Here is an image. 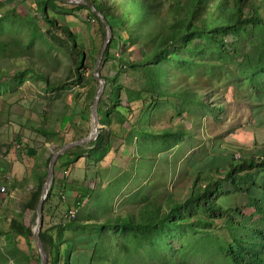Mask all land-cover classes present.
Wrapping results in <instances>:
<instances>
[{
	"label": "trees",
	"instance_id": "1",
	"mask_svg": "<svg viewBox=\"0 0 264 264\" xmlns=\"http://www.w3.org/2000/svg\"><path fill=\"white\" fill-rule=\"evenodd\" d=\"M85 1L95 11L103 15L104 21L89 7L82 4L75 6L60 0H41L40 3H37L44 20L51 24L53 29L58 28L65 35L70 45L69 49L78 55L74 68V81L80 82L83 79V73L87 70L88 54L86 51L81 54L77 53L79 48L73 31L68 25H61L50 16L47 8L50 3L67 5L65 9L69 12L87 10L90 17L102 26L103 33L106 34L107 26H110L113 35L116 32L115 37L123 38L126 45L134 42L141 45L144 42L146 46L140 50L141 57L133 64L135 67L142 68L149 76H152L151 72H153L154 81L151 84L155 95L153 102L156 103L159 98L170 95L181 100L182 109L179 114L184 119L183 124L163 129L139 125L133 127L135 135H131L124 127L126 118H123L124 112L131 113L133 111L130 107L131 100H128L129 104L124 106L120 105L121 98H119V105L115 101L105 109L101 97L98 108L101 124L104 125V122H108L109 125L116 123L120 127V131L125 133L128 146L132 147V141L135 138L137 140L145 138L155 142L162 140L165 144H169L173 140L178 143L174 148L189 139L196 143L197 122H195V116L200 117V124L202 119L207 116H211L213 121H222L225 108L221 102L215 104V97H211L209 100L206 98L208 94H205L204 91L196 93L193 89L186 92L185 89L179 90L175 84L172 90L169 88V63L173 64L175 68L196 67L199 65L197 60L204 59L206 56H211V58L217 56L220 63L237 59V67L243 74L246 83L256 92L255 98H250L251 101L255 100L257 103L256 107L250 103L251 113L255 118L254 123L260 129H264V0H175L167 12L170 17L168 19H164L160 15V0ZM151 16L155 18H151ZM132 23L137 27L133 28ZM140 25H143L144 28H141ZM142 34L145 35L144 41H142ZM94 42L97 44L96 39ZM193 47L196 48L194 52L187 51ZM91 51L93 52L92 49ZM108 56H110V46L105 52V57ZM26 68L33 78L42 80L48 89L59 90L68 85L67 81L51 84L43 73L37 72L31 66ZM23 73L24 71L4 72L0 69V82L16 80ZM104 79L108 86V79ZM93 80L95 79L93 78ZM7 84L11 83H5V85ZM119 87L120 85L116 91ZM106 92L107 90L104 95ZM7 94L9 93L6 92ZM94 96L95 93L92 94L91 102ZM137 97L140 96L137 94ZM115 112L117 115L113 117ZM184 113L193 114L194 118L184 117ZM73 121V113L64 114V129L66 124L73 127ZM37 131L44 135L48 132L43 129H37ZM89 132L86 130L77 133L72 140H79L87 136ZM105 132V130L99 129L94 141L68 149L57 160L59 164L55 165L54 177L44 203L43 226L40 232L42 244L49 257L48 264H69L68 256L63 255L67 248L61 250L66 239L62 231H59L61 230L59 227L90 230L88 235L84 231L77 234L79 240H81L79 238L81 235L89 236L91 243L88 248L81 246L78 248V252L73 251L75 254L74 264H132L130 252L124 246V239L127 237H132L138 243L141 241L147 248V259L144 264H264V147L252 152L249 156L237 157L233 152L226 164L191 174L190 171L197 165L211 163L213 158L212 153L208 150L209 145H206L207 142L210 143L211 139L204 138L202 140L201 137L200 140L206 143L204 148L186 159L179 170L175 164L173 165L174 177L181 171L182 178L189 180V189L185 196L178 198L174 196L173 192H170L166 197L160 195L159 199L147 196L145 199L148 204L137 213L127 210L120 214L118 210L110 208V212L105 214L106 217L92 218L91 215L90 219L82 221L77 217L81 216L86 200L90 204L97 202L100 209L102 207V193H98L96 200L94 197L96 187L104 184L102 183V173L99 169L96 171L100 178H98L96 187L82 186L84 188L77 183L76 185L80 187L67 184L68 173L77 166L80 160L83 158L86 160L88 156L93 158L95 165L105 159L111 146V141ZM56 134L62 136V134L50 132L54 140L57 138ZM139 158L141 159L140 156ZM50 159L51 155L46 160V172L41 175L30 190L27 200L21 207V214L19 213V217L22 218L21 215L24 212L32 211L31 228L26 227L21 218L13 217L8 222L7 230H0V242L2 243L3 238L6 239V249L3 250L0 246V252L5 257L3 258L6 261L5 264H31L32 261L40 264L39 254H34L37 246L33 229L36 226L37 206ZM58 172H62L61 182L66 194L79 189L75 198L67 195L70 201L73 200V203L66 212L73 206L72 208L78 209L80 214L78 212L79 216L77 215L71 221H65L62 216V223L50 226L47 225L45 218L48 216L47 207L56 196L55 182ZM125 172H127V168L119 166L108 168L107 187L115 179L114 175H117L116 178H118ZM170 175L168 166H165L163 170L165 182L168 181ZM162 186L160 192L168 188L167 184ZM119 188H122L121 180L118 182V190ZM108 192L111 191L108 190ZM242 196L245 197L246 202L238 204L237 199ZM91 211L93 212V210ZM212 229H224L227 232V237L220 236L211 231ZM54 231H57V236L52 234ZM17 237L25 239L29 246L28 254L18 247L17 242L15 243ZM112 237L117 238L114 247ZM104 238H107L106 245ZM69 245L71 246V244ZM115 247L117 248L116 257L113 255ZM123 252H125V259L122 255ZM199 255L201 257L197 259L196 257ZM134 264L143 263L136 262Z\"/></svg>",
	"mask_w": 264,
	"mask_h": 264
},
{
	"label": "rangeland",
	"instance_id": "2",
	"mask_svg": "<svg viewBox=\"0 0 264 264\" xmlns=\"http://www.w3.org/2000/svg\"><path fill=\"white\" fill-rule=\"evenodd\" d=\"M40 1L0 0V69L4 72L24 71L20 75L21 77L16 78V80H2L0 82V152L8 146L14 150L15 154H21L26 149L24 144H29V142L26 143L27 136H30L34 143L44 144L46 139L36 134L37 129H43L62 134V136L56 134V140L51 141V144L46 146L50 148L49 154L52 156L62 144L72 142V138L77 133L86 130L91 131L93 126L91 115L93 101L91 102V97L93 93H96L98 87L97 81L93 80L94 67L107 33H103L102 26L90 17L87 10L69 12L65 9L67 5L49 4L47 8L50 16L55 18L59 24L68 25L73 31L79 48L77 53L81 54V52L86 51L88 54L87 70L83 73V79L80 82L74 81V68L78 55L69 49L70 45L65 35L58 28L53 29L51 24L44 20L37 6ZM174 2L175 0H160V15L164 19L170 18L167 12L171 8V3ZM89 8L94 13L93 7ZM151 18L155 17L151 16ZM131 26L137 27L134 23ZM140 27L144 28L143 25ZM115 35L116 32L109 43L110 56L104 57L99 70L100 76L103 79H108L109 83L105 87L106 94L102 95L104 108L107 109V106L115 101L119 105V98H121L120 105L124 106L129 104L128 100H131L130 107L133 111L130 113L125 110L123 117L126 118L124 127L131 135H135L133 127L139 125L163 129L183 124L184 119L179 114L182 109L181 100L170 95L161 97L158 102L154 103L155 95L151 85L154 81L153 72H151L152 76H149L142 68L135 67L133 64L140 59V50L146 46L145 43L138 45L134 42L126 45L123 38L118 39ZM141 36L142 41H144L145 35L142 34ZM94 39L97 40V44ZM91 49L93 52H90ZM195 50L196 48L193 47L187 51L194 52ZM235 60L220 63L219 57L206 56L204 59L197 60L198 66H187L183 69L175 68L171 63L168 64V80L171 90L176 85L179 90L185 89L186 92L193 89L196 93L204 91L205 94H208L207 99L210 100L211 97H215V104L221 102L224 105V115L221 122L213 121L211 116H207L202 119L200 124V117L195 116V122H197L196 143L189 139L174 148L178 143L173 140L169 144H165L162 140L155 142L150 139L140 138L137 140L135 138L132 141V147H130L127 145L125 133L120 131V127L116 123L109 125L108 122H104V125L101 124L98 130L106 131L105 133L111 141L110 151L106 153L105 159L98 165L93 163L91 156L90 158L89 156L86 157V160L83 158L68 173L67 184L75 187H96L99 178L96 171L99 169L104 184L96 187L94 197L96 200L98 193H102V207L100 209L97 202L90 204L86 200L84 210L82 214L79 211L81 216L77 219L87 221L91 215L92 218L106 217L105 214L110 212V208L118 210L120 214L127 210L137 213L148 204L145 199L147 196L159 199L160 195L166 197L170 192H173L174 196L178 198L185 196L188 193L189 180L182 178L181 171L174 177L173 165L175 164L179 170L186 159L204 148L206 143L200 140L201 137L202 140L204 138L211 139L210 143L207 142L206 145H209L208 150L212 153L213 158L211 163L197 165L190 171L191 174L226 164L233 152L237 157L249 156L252 152L264 147V129L257 127V124L254 123L255 118L251 113V105L256 107L257 103L255 100L251 101L250 98H255L256 92L246 83L243 74L237 67L238 61ZM28 66L43 73L51 84L67 81L68 85L59 90L48 89L42 80L33 78L26 68ZM7 82L11 84L5 85ZM118 85L120 87L116 91ZM6 92L9 94L6 95ZM137 94L140 96L139 98ZM137 101L139 102L137 103ZM69 113L74 114V124L73 127L66 124L64 129L63 115H69ZM116 113L113 117L117 115ZM183 116L189 119L194 118L193 114L190 113H184ZM23 135H26L24 141L22 140ZM112 166L127 168V172L118 178H116L117 175H114L115 179L107 187L108 168ZM165 166H168V172L171 173L167 182L163 179ZM56 176V198L53 197L49 207H47L48 216L45 218L47 225L50 226L62 223V216L73 203V200H69L65 189L62 187V172L56 173ZM11 179V172H8L7 175L0 174V186H6V191L0 195L2 199H0V206L5 211L0 218V230H7V220L11 214L12 217H19L20 209L27 200V196L22 194H18L19 197H17L20 201H17L16 197L12 199ZM119 180H121L122 188L118 190ZM164 184H167L169 189L160 192L159 190L163 188L162 185ZM108 190L111 192L109 193ZM78 191L79 189H75L73 194L77 195ZM71 194L72 192L68 193L69 196ZM245 202L244 196L237 199L238 204H245ZM72 207L71 209H73ZM21 216L22 218H19L24 225L31 228L32 211L28 210ZM59 228L66 239V243L61 247V250L67 248L63 255L68 256L69 264H74L73 257L75 254L73 251L78 252V248L81 246L88 248L91 243L89 236H87L90 230ZM81 231L87 235L79 236L81 238L79 240L77 234H80ZM211 231L227 237V232L224 229H212ZM52 234L57 236L58 233L54 231ZM70 238L71 240H69ZM111 239L114 247L117 238L112 237ZM16 242L18 247L28 254L29 246L25 239L17 237ZM5 244L6 239L3 238L2 243L0 242L3 250L6 249ZM104 244H107V238H104ZM124 246L130 252L132 264L136 262L145 263L147 248L141 241L138 243L132 237H127L124 239ZM37 252L36 249L34 254L37 255ZM113 255L114 257L117 256L116 247ZM122 255L125 259V252ZM200 257L199 255L196 258L200 259ZM3 258L5 257L0 252V264L6 263ZM31 264L36 263L32 261Z\"/></svg>",
	"mask_w": 264,
	"mask_h": 264
},
{
	"label": "crops",
	"instance_id": "3",
	"mask_svg": "<svg viewBox=\"0 0 264 264\" xmlns=\"http://www.w3.org/2000/svg\"><path fill=\"white\" fill-rule=\"evenodd\" d=\"M51 131L53 130L46 132V135L36 131L38 136L41 135V137L46 139L44 144L34 143L32 138L27 136L26 143L29 142V144H24L26 149L21 154H15L14 150L10 149L8 146L0 152V174L2 173L7 175L8 172H11L12 175V184L10 186L11 192H13V195L11 196L12 199L14 197H19L18 194L28 196L35 183H37L41 175L46 172L45 163L50 156L49 153L51 152L50 148H47L46 146L51 144V141L53 142L54 140L53 136L50 135ZM25 139L26 135H23L22 140L24 141ZM72 196L75 197L76 195L72 193L71 198H73ZM17 201H20V199L17 198ZM0 211L1 218L5 213L1 206ZM12 218L11 214L7 221L9 222Z\"/></svg>",
	"mask_w": 264,
	"mask_h": 264
},
{
	"label": "water",
	"instance_id": "4",
	"mask_svg": "<svg viewBox=\"0 0 264 264\" xmlns=\"http://www.w3.org/2000/svg\"><path fill=\"white\" fill-rule=\"evenodd\" d=\"M60 1H64L67 3H71V4H82V5H85L87 7H92L85 0H60ZM94 10L95 9L93 8V11ZM94 12L98 16H100L104 21L102 14L98 13L97 11H94ZM112 36H113L112 28L110 26H107V34H106L104 43L102 45V48L100 50V53L98 55L97 61L95 63V67H94L93 76H94V79L98 83V87H97V90H96V93H95V96H94V99L92 102V109H91V115L93 118L92 129L87 134V136H85L79 140L72 141V142H69V143L61 146L58 150H56L52 154L50 162H49V166L47 169V176H46L45 182L42 186L41 196H40L38 206H37L36 226L33 230V235H34V239L36 242L37 251H38V254L40 257V264H48L49 263V257H48V254H47V252H46V250L42 244V241L40 238V232H41L42 226H43V207H44V203H45V200H46L47 195L49 193V189H50L53 177H54L55 165L57 163V160L68 149H70L76 145L85 144V143L94 141L97 137V134H98V128L101 126L98 108H99L101 97L105 91L106 80L100 76L99 70H100V67L102 65L103 59L105 57V52L109 46V43L111 42Z\"/></svg>",
	"mask_w": 264,
	"mask_h": 264
},
{
	"label": "built area",
	"instance_id": "5",
	"mask_svg": "<svg viewBox=\"0 0 264 264\" xmlns=\"http://www.w3.org/2000/svg\"><path fill=\"white\" fill-rule=\"evenodd\" d=\"M6 191V186H0V195L3 194ZM79 210L78 209H70L68 212H65L63 215V219L65 221H71L76 218L78 215Z\"/></svg>",
	"mask_w": 264,
	"mask_h": 264
}]
</instances>
